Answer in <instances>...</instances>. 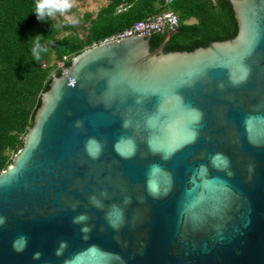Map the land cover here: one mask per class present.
I'll use <instances>...</instances> for the list:
<instances>
[{"label":"water","instance_id":"95a60500","mask_svg":"<svg viewBox=\"0 0 264 264\" xmlns=\"http://www.w3.org/2000/svg\"><path fill=\"white\" fill-rule=\"evenodd\" d=\"M226 1L233 39L52 77L0 173V264H264V0Z\"/></svg>","mask_w":264,"mask_h":264},{"label":"trees","instance_id":"16d2710c","mask_svg":"<svg viewBox=\"0 0 264 264\" xmlns=\"http://www.w3.org/2000/svg\"><path fill=\"white\" fill-rule=\"evenodd\" d=\"M35 0H0V173L20 150L32 127L41 95L52 77L60 76L73 57L106 38L129 28L135 22L171 11L178 17V31L164 52H191L212 42L233 39L237 23L226 0H109L95 15L66 22L58 13L38 20ZM81 33H78V28ZM165 34L148 39L150 50L157 49ZM39 36L43 48L39 61L32 58V40ZM67 57L64 67L56 64Z\"/></svg>","mask_w":264,"mask_h":264},{"label":"built area","instance_id":"2783aa9c","mask_svg":"<svg viewBox=\"0 0 264 264\" xmlns=\"http://www.w3.org/2000/svg\"><path fill=\"white\" fill-rule=\"evenodd\" d=\"M165 5H169L173 0H163ZM178 27V17L171 11H164L153 17L146 18L145 20L137 21L129 28L117 33L114 36L104 39L98 44L107 43L113 40H120L127 37L141 36L143 38H149L156 34H165L174 31ZM98 44H93L96 46ZM67 57H63L62 61L56 62L59 68L64 67V62Z\"/></svg>","mask_w":264,"mask_h":264},{"label":"clouds","instance_id":"9594fccd","mask_svg":"<svg viewBox=\"0 0 264 264\" xmlns=\"http://www.w3.org/2000/svg\"><path fill=\"white\" fill-rule=\"evenodd\" d=\"M73 7L72 0H35L34 10L33 12L36 14V18L38 20H44L46 18H52L57 13H65L69 9ZM66 22L76 24L78 20L67 18ZM40 37L37 36L32 40L31 44V55L32 58L39 61L41 59L42 53L47 51V49L43 48L40 43ZM198 115V114H197ZM195 133H193V137ZM84 217L81 216L78 219H83ZM37 255H39L37 253Z\"/></svg>","mask_w":264,"mask_h":264},{"label":"rangeland","instance_id":"374dc122","mask_svg":"<svg viewBox=\"0 0 264 264\" xmlns=\"http://www.w3.org/2000/svg\"><path fill=\"white\" fill-rule=\"evenodd\" d=\"M109 0H72L73 7L61 14L58 13V16H61L63 19L71 18L77 19L82 17L84 13L89 12L92 15H95L97 11L103 7ZM72 24V23H70ZM78 28V33H81V29Z\"/></svg>","mask_w":264,"mask_h":264},{"label":"snow or ice","instance_id":"6c2138e0","mask_svg":"<svg viewBox=\"0 0 264 264\" xmlns=\"http://www.w3.org/2000/svg\"><path fill=\"white\" fill-rule=\"evenodd\" d=\"M193 119H196L197 118V115L196 114H193V117H192Z\"/></svg>","mask_w":264,"mask_h":264}]
</instances>
